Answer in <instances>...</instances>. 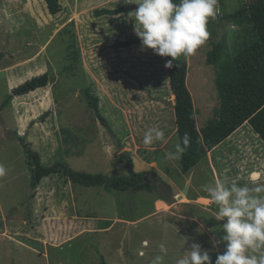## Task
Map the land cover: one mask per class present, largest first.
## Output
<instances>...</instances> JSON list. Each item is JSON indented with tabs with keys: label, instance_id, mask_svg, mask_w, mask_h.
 Segmentation results:
<instances>
[{
	"label": "rangeland",
	"instance_id": "rangeland-1",
	"mask_svg": "<svg viewBox=\"0 0 264 264\" xmlns=\"http://www.w3.org/2000/svg\"><path fill=\"white\" fill-rule=\"evenodd\" d=\"M146 1L60 0L61 11L51 14L45 0H0V108L10 82L49 75L46 86L14 96L0 110V264H103L102 258L108 264H223L218 240L200 219L176 213L162 199L155 203L172 192L168 180L184 202L240 229L233 238L240 264H264L263 139L245 122L184 173L175 108L155 99L174 95L170 57L186 60L197 128L206 126L219 104L210 51L221 43L223 62L256 37L246 14L239 21L224 17L255 0L130 8ZM103 8L111 13L97 16ZM160 28L162 36L147 38ZM130 39L139 41L114 47ZM87 88L107 124L91 108ZM16 134L26 136L44 165L60 169L37 192ZM124 152L156 161L146 178L153 190L107 191L74 184L63 171L65 164L77 172L126 175Z\"/></svg>",
	"mask_w": 264,
	"mask_h": 264
},
{
	"label": "trees",
	"instance_id": "trees-1",
	"mask_svg": "<svg viewBox=\"0 0 264 264\" xmlns=\"http://www.w3.org/2000/svg\"><path fill=\"white\" fill-rule=\"evenodd\" d=\"M51 14L61 11L60 0H45ZM182 0H164L165 11L178 10ZM120 9L118 12H122ZM116 13L117 11H112ZM110 9L96 10L97 16L110 14ZM246 14L253 20L256 30L255 38L248 39V44L241 48L223 62L220 61L221 43L215 45L210 51L208 63L217 65L216 84L218 88L219 104L214 108L212 119L200 130L197 128V112L195 103L187 86L188 63L184 59L170 57L169 74L172 93L176 96L175 113L178 126V137L182 147L181 167L182 172H190L202 162L208 152L217 148L245 122H250L255 132L264 141V0H255L251 7L224 15L232 21H239V15ZM139 39L117 40L114 47H129ZM49 81L47 73L35 76L23 84L13 88L2 104L0 110L12 104L14 96L25 95L40 87L46 86ZM91 108L102 122L107 124L99 107V98L90 88L85 89ZM171 94V97L173 96ZM45 117L44 115H42ZM24 147L27 164L31 171V186L36 190L43 179L60 172L58 165L46 166L41 162V157L36 152L26 136L16 134ZM126 159L128 172L126 175H108L104 173L77 172L64 164L65 171L74 184L84 186H100L107 191H126L131 188H146L153 190L154 185L146 181L150 172L137 171L134 159L130 152L121 153ZM202 230V229H201ZM203 235L207 236L205 230ZM211 240H209L210 242ZM103 264H108L104 258Z\"/></svg>",
	"mask_w": 264,
	"mask_h": 264
},
{
	"label": "water",
	"instance_id": "water-1",
	"mask_svg": "<svg viewBox=\"0 0 264 264\" xmlns=\"http://www.w3.org/2000/svg\"><path fill=\"white\" fill-rule=\"evenodd\" d=\"M162 4L160 0H148L144 3L131 5V9H159ZM163 33L160 31L154 35L147 37L148 39L158 38L162 36ZM156 101L163 103L165 106L174 107L175 101L170 96L168 99L165 98H155ZM190 190V184L185 185L183 193L187 194ZM189 194V193H188ZM166 202L171 205L174 211L183 215H190L200 219L208 230L216 237L219 243L220 250L223 254V264H240L241 253L234 243V234H237L240 229L235 227L233 230L230 225L220 219L212 210L202 207L196 203L184 202L183 195L166 196Z\"/></svg>",
	"mask_w": 264,
	"mask_h": 264
},
{
	"label": "crops",
	"instance_id": "crops-1",
	"mask_svg": "<svg viewBox=\"0 0 264 264\" xmlns=\"http://www.w3.org/2000/svg\"><path fill=\"white\" fill-rule=\"evenodd\" d=\"M3 69H5V68H3ZM6 71H7V69H5ZM21 82V81H20ZM18 84H14L13 82H10L9 83V86H10V89H13L14 87H16ZM164 152L166 153V160L169 158V152L168 151H166V149L164 150ZM139 158H141V157H137V158H135L134 157V164H135V169L137 170V171H146V172H150V173H154V171H152V170H154L153 168H152V166H153V164H157L156 163V161L154 160V161H145L144 159H141V161H139ZM168 161V160H167ZM155 170H157V167H156V169ZM155 172H157V171H155ZM161 174V176H163V175H165V174H167V173H164L163 171H162V173H160ZM182 175L183 176H185V174L184 173H182ZM184 178H186V176L184 177ZM163 181H164V179H162ZM164 182H166L165 184H166V187H168L169 189H171L172 190V192L171 193H169V194H175V195H178V194H180V192H181V189L179 190V189H175V184H174V182L173 181H171V180H168V181H164ZM167 193V192H166ZM167 193V194H168ZM168 194V195H169ZM189 194H190V190H189ZM200 198V197H199ZM158 199H162V200H164V197L163 198H157L156 200H155V203H157V201H158ZM166 202V201H165ZM66 203V202H65ZM59 212V211H58ZM58 212H57V214H58ZM61 213H63V214H65L63 211H60ZM65 217L67 218V215L65 214ZM72 239V238H71Z\"/></svg>",
	"mask_w": 264,
	"mask_h": 264
},
{
	"label": "clouds",
	"instance_id": "clouds-1",
	"mask_svg": "<svg viewBox=\"0 0 264 264\" xmlns=\"http://www.w3.org/2000/svg\"><path fill=\"white\" fill-rule=\"evenodd\" d=\"M36 1H37V0H36ZM160 1H161V0H160ZM46 4H47V3H46ZM139 4H140V3H139ZM161 4H162V3H161ZM131 5H136V4H130V6H131ZM47 7H48V6H47ZM162 8H163V4H162V6H161L160 9L162 10ZM163 9H164V8H163ZM48 10H49V9H48ZM133 10H139V9H133ZM142 10H152V9H142ZM153 10H158V9H153ZM163 12H164V10H163ZM162 30H163V28H160L159 32L162 31ZM159 32H158V33H159ZM155 34H156V33H155ZM152 35H154V34H152ZM152 39H153V38H152ZM16 87H17V86H16ZM14 88H15V87H14ZM71 181H72V180H71ZM40 186H41V184H40ZM40 186H39L37 189H39ZM37 189H36V190L33 189V190L37 192ZM164 195H165V197H164ZM170 195H171V194L168 195L167 193H166V194H162V195H161V196H162L161 198L164 197V201H166V199H165L166 196H170ZM174 195H175V194H174ZM175 196H176V195H175ZM35 197H36V195H35ZM166 203H167V202H166ZM232 230H233V229H232ZM220 251H221V250H220ZM221 253H222V252H221ZM222 256H223V254H222Z\"/></svg>",
	"mask_w": 264,
	"mask_h": 264
},
{
	"label": "bare ground",
	"instance_id": "bare-ground-1",
	"mask_svg": "<svg viewBox=\"0 0 264 264\" xmlns=\"http://www.w3.org/2000/svg\"><path fill=\"white\" fill-rule=\"evenodd\" d=\"M201 202L207 203L209 200L207 199H200Z\"/></svg>",
	"mask_w": 264,
	"mask_h": 264
},
{
	"label": "flooded vegetation",
	"instance_id": "flooded-vegetation-1",
	"mask_svg": "<svg viewBox=\"0 0 264 264\" xmlns=\"http://www.w3.org/2000/svg\"><path fill=\"white\" fill-rule=\"evenodd\" d=\"M164 197H165V195H164Z\"/></svg>",
	"mask_w": 264,
	"mask_h": 264
}]
</instances>
